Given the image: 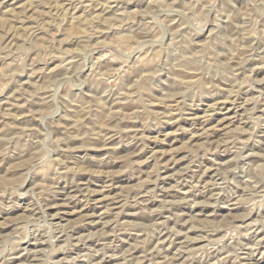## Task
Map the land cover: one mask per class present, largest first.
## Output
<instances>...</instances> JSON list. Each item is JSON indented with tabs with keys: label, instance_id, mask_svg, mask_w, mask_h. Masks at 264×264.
Segmentation results:
<instances>
[{
	"label": "rangeland",
	"instance_id": "1",
	"mask_svg": "<svg viewBox=\"0 0 264 264\" xmlns=\"http://www.w3.org/2000/svg\"><path fill=\"white\" fill-rule=\"evenodd\" d=\"M0 264H264V0H0Z\"/></svg>",
	"mask_w": 264,
	"mask_h": 264
}]
</instances>
